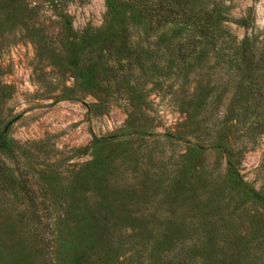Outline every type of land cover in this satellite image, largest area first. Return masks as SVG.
<instances>
[{"label":"rangeland","instance_id":"374dc122","mask_svg":"<svg viewBox=\"0 0 264 264\" xmlns=\"http://www.w3.org/2000/svg\"><path fill=\"white\" fill-rule=\"evenodd\" d=\"M16 1L0 6V130L12 145L0 152V264L55 260L98 213L111 233L100 264H264V0H155L182 7L154 34L127 5L125 17L106 0ZM213 8L209 45L190 22ZM87 28L129 37L101 82L93 56L82 74L67 60L65 37ZM244 39L260 97L228 60Z\"/></svg>","mask_w":264,"mask_h":264},{"label":"trees","instance_id":"16d2710c","mask_svg":"<svg viewBox=\"0 0 264 264\" xmlns=\"http://www.w3.org/2000/svg\"><path fill=\"white\" fill-rule=\"evenodd\" d=\"M193 0H186L187 6L191 5ZM16 0H0V6L8 9H13ZM107 8L109 10V15L114 14V12H121L124 8V13L122 16L126 17V13L133 23L136 25H143L147 34H154L155 29L163 26L165 23H169L171 19H174L176 16L173 12V7L181 9L182 5L176 2V5L173 7L169 5L162 6L156 4L155 0H106ZM128 6V12L125 10V6ZM192 8V7H190ZM190 8H186V11H189ZM214 8L205 13L203 20L193 19L190 22L194 33H197L200 37L206 40V43L209 45H214V42L217 40V34L215 29L219 28L222 21L221 19L214 17ZM190 17H188V21ZM247 19H241L234 21L233 23L241 26L243 28H248ZM68 46L71 47V50H74L73 54H70L67 58L69 61L71 57H74L76 60L75 70L82 74V70L85 68L86 61L84 60L86 55H91L97 60V65L94 66L92 70L91 77L93 81L101 82L100 74L98 68L105 67L108 64V61L111 59L112 53L121 55L128 52L129 47V37L126 33V30H122L119 35L110 33L108 36H104L102 30H92L90 28L85 29L81 34L74 35L69 34L66 37ZM247 40L244 39L240 45L241 55L239 58L231 55L228 59L231 64L234 65L236 70L245 77L249 90L253 93H257L258 96H261L262 87L258 78L254 74L253 62L251 60L252 56L247 53ZM177 57L182 58V52L178 49ZM259 62L264 65V52L259 55ZM99 79V80H98ZM12 148L11 142L7 137V131L0 130V152H8ZM228 162H227V175L228 180L231 184L242 188L244 183L242 177L239 175V160L238 155L231 150L226 152ZM6 169V168H5ZM8 171V169H6ZM8 182L12 189L18 188V183L16 178L12 174H8ZM255 198H258L257 193H253ZM100 216V213H98ZM97 216L88 223V228L85 230L84 237L82 239L71 238L69 240L62 241L60 244L55 246L56 258L51 260L50 258H45V256L35 255L30 264H100L103 259L106 260V257L103 258V253H105V248L110 245L111 233L104 223V219ZM81 242L78 244L77 241ZM154 245L150 244L152 248ZM73 248L71 254L66 257L64 256V249ZM40 252L37 250L35 253Z\"/></svg>","mask_w":264,"mask_h":264}]
</instances>
